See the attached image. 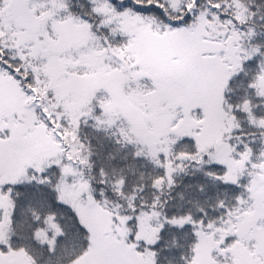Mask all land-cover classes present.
I'll return each mask as SVG.
<instances>
[{
  "label": "snow or ice",
  "instance_id": "1",
  "mask_svg": "<svg viewBox=\"0 0 264 264\" xmlns=\"http://www.w3.org/2000/svg\"><path fill=\"white\" fill-rule=\"evenodd\" d=\"M0 264H264V0H0Z\"/></svg>",
  "mask_w": 264,
  "mask_h": 264
}]
</instances>
